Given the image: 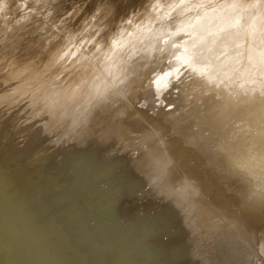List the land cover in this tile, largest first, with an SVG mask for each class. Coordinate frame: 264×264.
<instances>
[{"label": "bare ground", "instance_id": "bare-ground-1", "mask_svg": "<svg viewBox=\"0 0 264 264\" xmlns=\"http://www.w3.org/2000/svg\"><path fill=\"white\" fill-rule=\"evenodd\" d=\"M168 5L0 0V264H264V215L212 203L135 109L187 71L220 114L264 120V55L247 50H264V0Z\"/></svg>", "mask_w": 264, "mask_h": 264}, {"label": "rangeland", "instance_id": "rangeland-1", "mask_svg": "<svg viewBox=\"0 0 264 264\" xmlns=\"http://www.w3.org/2000/svg\"><path fill=\"white\" fill-rule=\"evenodd\" d=\"M167 1L168 9L175 6L171 0ZM189 1L178 0L176 9ZM179 30L173 32V36H176ZM171 31V25L163 29L164 35ZM170 41L173 42L171 39ZM247 50L251 60L264 55L263 48L249 47ZM222 100L221 93L204 89L193 74L184 71L178 79L172 75L168 85L160 90L150 88L144 90L135 109L140 111L147 121L162 127L163 139L170 143L166 145L168 152L180 171L195 177L203 185L208 182L213 195L211 198L209 193L205 192L204 196L207 199L209 197L213 199L212 203L215 205L221 198L227 200L226 203L234 217L248 212L262 216L264 120L248 117L242 111L235 115H222L219 111ZM130 113H133L132 108L124 116ZM138 120H131L134 122L135 130L151 137L152 131ZM149 132L151 134H147ZM22 133L23 131H18L12 136L14 142H17V136ZM30 135L27 136L26 145L33 142ZM169 140H172V143ZM147 141L148 146L152 145L151 139ZM175 168L172 167L170 175L172 179L175 177L179 181ZM190 189L186 184L178 186L175 191L189 198L193 194Z\"/></svg>", "mask_w": 264, "mask_h": 264}]
</instances>
